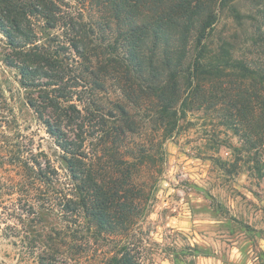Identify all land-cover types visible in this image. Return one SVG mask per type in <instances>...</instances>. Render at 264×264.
I'll return each instance as SVG.
<instances>
[{"label":"trees","instance_id":"16d2710c","mask_svg":"<svg viewBox=\"0 0 264 264\" xmlns=\"http://www.w3.org/2000/svg\"><path fill=\"white\" fill-rule=\"evenodd\" d=\"M73 1L95 7L104 34L114 24L115 37L99 41L96 29L67 0H0L3 62L18 72L27 105L62 152L71 188L62 212L75 218L78 229L66 246L59 242L66 233L56 230L42 248L33 242L22 250L38 264H70L89 251L78 243L82 229L94 238L114 236L104 264H140L134 243L123 242L148 197L136 182L147 150L122 152L138 126L131 112L145 107L165 139L188 114L210 113L239 139L237 159L251 175L264 178V56L253 63L234 56L230 43L211 46L219 11L234 0ZM246 1L262 5L264 55V0ZM89 78L91 91L82 86ZM101 78L116 82L124 99L109 113L94 98L86 100L103 89ZM33 164L35 172L40 163ZM39 168L37 178L50 184L56 171ZM52 193L55 201L63 196Z\"/></svg>","mask_w":264,"mask_h":264},{"label":"rangeland","instance_id":"374dc122","mask_svg":"<svg viewBox=\"0 0 264 264\" xmlns=\"http://www.w3.org/2000/svg\"><path fill=\"white\" fill-rule=\"evenodd\" d=\"M67 1L96 29L99 41L115 37V25L105 35L102 16L90 3ZM261 8L234 0L220 9L211 46L230 43L234 56L258 63L264 56L258 29ZM6 49L0 34V264H38L36 256L22 250L24 244L42 248L49 234L62 230L65 239L59 242L66 246L78 229L75 218L62 212L64 196L71 193L62 152L27 105L18 72L3 62ZM101 80L103 89L86 100L94 98L101 112L109 113L124 99L116 82ZM93 83L89 78L82 86L91 91ZM146 112L145 107L133 109L138 126L122 147L125 155L147 150L136 182L148 197L142 216L123 238L134 243L140 264H264V178L251 175L237 159L239 139L205 111L188 114L165 139ZM33 162L56 171L50 184L37 178L39 167L31 170ZM53 189L62 192L61 199L53 200ZM77 235L89 251L70 264H104L114 236L94 238L82 229Z\"/></svg>","mask_w":264,"mask_h":264}]
</instances>
